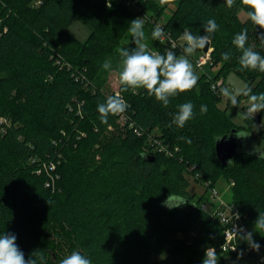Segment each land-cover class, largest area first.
Returning <instances> with one entry per match:
<instances>
[{"label": "trees", "instance_id": "obj_1", "mask_svg": "<svg viewBox=\"0 0 264 264\" xmlns=\"http://www.w3.org/2000/svg\"><path fill=\"white\" fill-rule=\"evenodd\" d=\"M134 1L172 39L185 29L204 35L202 26L214 19L219 31L210 56L219 70L215 78L202 74L168 107L143 89L124 92L120 86L129 107L103 124L97 105L117 92L103 89L102 65L120 61L117 49L137 12L117 0L111 7L107 0H0V235L14 234L26 260L42 251L44 264H59L72 251L92 264H202L209 247L222 264H264L257 261L264 233L253 236L260 249L246 251L242 262L239 252L220 249L224 226L202 208L204 196L189 191L186 176L213 184L222 176L233 180L232 203L247 223L264 214V127L252 133L262 114L247 118L249 128L236 126L212 88L219 76L234 72L252 94L264 93V72L241 70L232 44L247 29L248 45L264 56L258 39L264 30L240 17L239 0L231 9L224 0H167L175 8L164 20L166 5ZM75 19L90 30L86 42L68 30ZM153 47L160 54L182 51L168 41L154 40ZM188 102L194 118L183 128L170 127L178 106ZM234 129L247 135L244 147L222 166L216 141ZM170 193L187 202L169 209L163 202ZM157 250L167 256L152 260Z\"/></svg>", "mask_w": 264, "mask_h": 264}, {"label": "clouds", "instance_id": "obj_2", "mask_svg": "<svg viewBox=\"0 0 264 264\" xmlns=\"http://www.w3.org/2000/svg\"><path fill=\"white\" fill-rule=\"evenodd\" d=\"M237 0H224L227 8L231 9L236 5ZM241 7L245 10L246 19L251 22L255 28L264 30V0H239ZM111 7V3H108ZM204 28V35H193L187 29L180 37L182 51L177 55L172 50H166L164 54L150 50L146 43V34L144 31L143 18H136L130 22L127 31L132 37L135 47L129 49L122 47L117 49L121 58L117 70L118 82L121 90L124 92L143 89L149 97H154L162 106L168 107L170 99L182 93L191 91L198 83L197 75L190 60L197 50L205 49L211 42L212 36L219 31V25L214 19H209ZM152 40L163 43L166 36L163 29L157 25L151 32ZM258 39L264 44V31H261ZM232 44L240 53L238 62L241 70H258L264 72V56L254 50V47L248 45V31L243 29L237 33ZM177 45L173 42V48ZM231 52L222 53V59L228 61L231 58ZM102 67L111 69L110 60H105ZM220 94L230 100L233 107L239 106L237 93L229 87H220ZM242 95L247 98V111L243 114L244 118H253L258 112L264 111V93L258 95L252 94L251 88L243 90ZM129 105L122 97L120 92L109 95L103 103H98L97 111L101 123L107 124L109 116H118L126 112ZM200 112L206 113L207 106L201 105ZM194 118V105L191 102L178 106V111L173 115L170 127L172 125L183 128L187 122ZM238 137L247 136L244 133H236ZM191 142V141H189ZM231 161H229L230 163ZM187 200L181 196L169 194L163 202L169 209L178 208L185 204ZM238 219V214L236 216ZM254 230L264 233V214L258 215L254 222ZM240 239L245 240L251 249L259 251L260 244L253 240L252 232H244L241 228ZM234 237L238 238V233L231 231ZM235 251V248L233 249ZM242 255V253H241ZM44 264L45 257L42 251H34L29 259H25L24 253L16 243L14 234L4 233L0 235V264ZM59 264H92V260L81 254L80 251H72L59 261ZM202 264H218V257L214 248L209 247L205 252V258Z\"/></svg>", "mask_w": 264, "mask_h": 264}, {"label": "rangeland", "instance_id": "obj_3", "mask_svg": "<svg viewBox=\"0 0 264 264\" xmlns=\"http://www.w3.org/2000/svg\"><path fill=\"white\" fill-rule=\"evenodd\" d=\"M154 1L158 2V4H160L161 6L166 5V9H165L163 15L161 16L160 20L167 19L169 17L170 13L172 12V10L175 8V5H173L171 3H167V0H154ZM38 3H39V1H37L36 4H38ZM127 8L132 9L130 7H127ZM135 9H132V10L134 12H137V18H143V20H144V25H145L144 31L146 34V43L148 44L150 50L158 52L157 49L153 47L154 40H152V38H151V32L158 24L157 19H155V17H153V15H152L153 13L151 11H149L145 8L139 7V10L138 9L135 10ZM240 17L242 19H245L246 15H245L244 11H242L240 13ZM68 30L75 38H77L81 42H86L89 35H90L89 28L77 19H75L71 22ZM180 37H178L177 39H174V40H176L179 48H181L180 45L182 44V41H180ZM163 42H165V40ZM122 47H128L129 49H132L135 47V44L132 42V37L130 36V33L124 39V41L121 45V48ZM203 53L204 52L202 49L197 50V52L192 57H190V60L193 64V67H194V69H195V71L199 77L202 74H205L208 78H211V77L215 78V76L219 70V67L211 66V64H209V63L207 65H205L203 68H198L196 66V60ZM119 63H120V61L112 62L111 63V65H112L111 69H107L100 77L101 81H102V85L104 87L103 89L108 94H111L113 91H115V92L119 91L120 85L118 82V75H117ZM217 82L223 83L224 87H229L230 89L234 90L237 93H241L237 96V99L239 101L238 107H233L230 100H228L227 98H225L223 96H222V100L220 103V107L221 108L227 107V116L230 119V121H232L236 126L249 128L247 119H245L244 115H243L245 113L243 108L247 111V107H248L247 98L242 95L243 90L247 88V83L245 82V80L242 79L236 73L231 72L227 75L219 76L217 79ZM260 113L262 114L261 122L252 129V133H254V136H255V134L259 133L260 130L264 127V111L258 112L254 116H256L257 114H260ZM0 122H2V121H0ZM186 176L189 178V181H190L189 191L197 194V196H202V195L204 196L205 199L202 201L201 205L202 204L206 205L207 210L209 212H212L214 207H218V205L212 206L210 203L211 202V195H210L209 186H215L218 189L220 200H223L226 202H232V196H233L232 186L234 184L233 180H228L227 178L222 176V177L217 178V180L213 184L211 180L200 182L196 178V176H193L190 174H186ZM249 226H250L251 232L255 238H259L262 235V233H259V232L254 230V224L251 223V224H249ZM239 250H241V249H239ZM239 250H238V252L241 254L242 251H239ZM246 253L247 252L244 249V252H242V255H241L242 257L238 258L237 262H242L244 260V257L246 256ZM166 256H167V252L162 251V250H157L153 254L152 260H158V259L164 258ZM227 259H229V258H227ZM218 264H222V262L220 261L219 258H218Z\"/></svg>", "mask_w": 264, "mask_h": 264}, {"label": "built area", "instance_id": "obj_4", "mask_svg": "<svg viewBox=\"0 0 264 264\" xmlns=\"http://www.w3.org/2000/svg\"><path fill=\"white\" fill-rule=\"evenodd\" d=\"M114 1L116 0H107V3H112ZM117 1L121 2L126 7H130L132 9L136 8L139 10V6H137L134 0H117ZM157 23L156 24L162 28L161 22H157ZM165 36H166L165 41H168L171 47H173V42H175V44L177 45L176 40L169 38L167 34H165ZM176 47H178V45ZM208 63L212 65L210 53L204 52L196 60V66L198 68H203ZM220 87H224V85L218 82L212 85V88L216 91H220ZM53 182H54V178L52 177L51 183ZM51 183L50 181L47 182V186H50ZM209 188H210V195H211L210 203L212 206L218 205V207H214L212 212H209L207 210L206 205L204 204H202V208L206 210L208 213L217 217L220 223L224 226V234H223L224 241L220 249L223 252L234 254L238 252L241 246H244L246 251H250L251 248L248 245V243L245 240L239 238V236L243 235V233L239 232V229L242 228L245 233L251 232L250 226L247 223L246 214L238 206L234 205L232 202H226V201L220 200L219 191L215 186H209ZM237 214L239 217L238 219L236 218ZM231 231L237 232L238 238L234 237ZM234 248H235V251H233ZM257 261L260 263H264V255L258 256Z\"/></svg>", "mask_w": 264, "mask_h": 264}, {"label": "water", "instance_id": "obj_5", "mask_svg": "<svg viewBox=\"0 0 264 264\" xmlns=\"http://www.w3.org/2000/svg\"><path fill=\"white\" fill-rule=\"evenodd\" d=\"M202 50L205 53H211V45L209 44ZM236 133L237 130L234 129L232 134L221 137L216 141V156L222 166H227L229 161H232L244 147V137H238ZM147 159L153 161L154 156L152 154L147 155Z\"/></svg>", "mask_w": 264, "mask_h": 264}]
</instances>
